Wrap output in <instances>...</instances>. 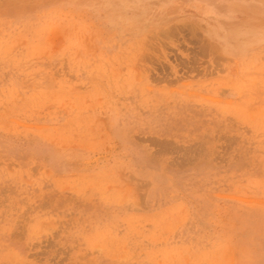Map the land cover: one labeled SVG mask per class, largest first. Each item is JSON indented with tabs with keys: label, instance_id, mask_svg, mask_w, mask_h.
Returning <instances> with one entry per match:
<instances>
[{
	"label": "rangeland",
	"instance_id": "1",
	"mask_svg": "<svg viewBox=\"0 0 264 264\" xmlns=\"http://www.w3.org/2000/svg\"><path fill=\"white\" fill-rule=\"evenodd\" d=\"M0 264H264V0H0Z\"/></svg>",
	"mask_w": 264,
	"mask_h": 264
}]
</instances>
